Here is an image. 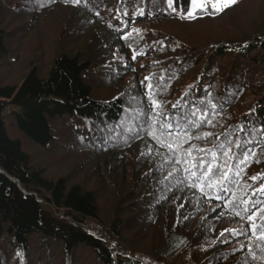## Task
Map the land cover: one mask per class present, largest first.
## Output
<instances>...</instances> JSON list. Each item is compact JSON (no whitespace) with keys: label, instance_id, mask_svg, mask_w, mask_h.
I'll list each match as a JSON object with an SVG mask.
<instances>
[{"label":"trees","instance_id":"obj_1","mask_svg":"<svg viewBox=\"0 0 264 264\" xmlns=\"http://www.w3.org/2000/svg\"><path fill=\"white\" fill-rule=\"evenodd\" d=\"M257 2L255 26L241 30L240 13ZM186 7L190 0L172 8L167 0H0L7 21H0V63L36 47L35 30L58 32L53 52L40 40L45 70L26 71L11 57L21 79L8 84L0 75V264H264V239L244 219L264 184V0H238L218 13L208 7L194 18ZM66 12L77 27L51 32L50 21ZM65 44L72 49L61 50ZM197 105L211 123L186 125L191 135L181 151L192 149L205 167L230 169L228 191L209 188L201 168L203 191L194 186L183 171L190 166L175 163L149 134L181 116L195 119ZM228 140L250 141L256 155L242 162L233 147L223 156L219 145ZM54 143L87 158L72 181L32 164L25 150L30 145L47 164ZM132 228L149 241L144 253L124 243Z\"/></svg>","mask_w":264,"mask_h":264},{"label":"snow or ice","instance_id":"obj_2","mask_svg":"<svg viewBox=\"0 0 264 264\" xmlns=\"http://www.w3.org/2000/svg\"><path fill=\"white\" fill-rule=\"evenodd\" d=\"M236 0H190L191 8L188 7L185 8V11L187 13V18H194L198 13H207L209 5L213 9L214 12H221L224 10V8L231 6L234 4ZM73 3L79 4L80 0H73ZM167 4L170 8L173 7L174 0H167ZM126 14V13H125ZM135 58V56L133 57ZM146 80H148V77H145ZM147 89L149 90L147 93L148 99L151 101L152 105L155 109H159L162 107V105L155 99V95L152 92V89L154 88V85L152 83L147 84ZM225 102H227L225 100ZM211 103V102H209ZM178 105H173V107H177ZM211 107L213 110L217 108V105L215 103H211ZM220 107H223V105H220ZM155 115L159 117L161 115L160 112H156ZM190 116L194 117L195 119H186L185 117L181 116L177 118L174 122H169L167 124H162L158 128L154 127L150 131V135H152L153 139L161 146L165 147L169 150V153L174 157L175 163L180 164H186L190 167H186L183 169L184 172L189 173V176L192 178H195V180L190 181L194 184L196 187H200L201 191H203V188L199 183H196V181L200 180L201 177L197 175V172L195 171L196 168L203 169V176L209 177L207 181V186L209 188L216 187L219 191H228L225 181L228 179V170H224L219 164L216 165V168L214 169L211 164H208L207 167L206 161L204 158L197 157L192 149H186L181 151V146L183 143H187V137H189L191 134L188 133L186 125H192L194 127H199L200 125L204 123H211L207 119L208 117V111L205 108H199V106H195L194 110H190ZM164 119L167 121H172V115H166L164 116ZM197 120L199 123H197ZM181 129H183V133H181ZM242 130V129H241ZM181 134H183L186 139L179 140V139H173L168 140L167 137H179ZM210 135V133L205 134ZM196 139H200L199 136L195 137ZM250 141H243V142H235L233 140H228L226 143H222L219 145V152L225 157H229L232 154V148L235 147L237 153L239 154L242 162L248 158H251L256 155L253 148L249 147ZM200 152H209L212 151L210 149H199ZM235 159V157H232ZM213 160L218 161L219 155L214 154ZM259 163V161H256ZM219 171V175L215 176V179H211V177L215 174V172ZM174 173L169 172L168 176L165 177V179H169L173 177ZM185 179H188L185 177ZM253 180L258 179V177H252ZM183 182V181H178ZM259 193V195H257ZM253 196H255V199L248 201L249 208H246L244 210L245 215L244 219L249 221L248 227L252 234L257 235L258 238L264 239V215H260L261 213H264V184H261L258 188H256L253 191ZM237 215L240 213L237 212ZM259 216L260 223L256 222L257 217ZM233 235H241L244 234L243 229L241 230H229ZM223 236L224 233H221Z\"/></svg>","mask_w":264,"mask_h":264},{"label":"rangeland","instance_id":"obj_3","mask_svg":"<svg viewBox=\"0 0 264 264\" xmlns=\"http://www.w3.org/2000/svg\"><path fill=\"white\" fill-rule=\"evenodd\" d=\"M238 1V0H236ZM261 4L259 2L254 3L250 6H247L245 8V10L243 12H241L240 14H243L241 16H239L240 22L238 23V25H242L243 28L241 30L246 31L248 29H250L251 27H254V20L257 19V13L260 9ZM211 7V6H210ZM70 14V15H69ZM238 14V15H240ZM6 18L5 15L0 14V21H3ZM82 18V17H81ZM246 20L247 24L244 23V21ZM5 22L7 23L6 19ZM51 24V32L56 28L57 26H62V25H70L71 27H77V24L80 23V20L77 18L76 19V15H71V13L66 12V17L63 16H59L56 17L55 19L50 21ZM118 20L116 19L114 23H117ZM12 26V24H11ZM4 29L6 31H8L10 33V35L13 33V28L8 27L6 25L3 26ZM75 27V28H76ZM37 30H35L33 32V36H35V40L36 41V47L32 46L31 48H27L24 49V51L22 52L21 58H18L16 56H9L8 54V58H3L1 60L0 63V75L2 77H7L8 79H3L4 82H7L8 84H12L15 83L17 81H19L22 77L21 75V71L19 73V68L21 65L19 66H15V64H17L18 62L16 61V63H10V59L12 58H16V60L21 59L22 61H24V65H26L25 70L28 71L31 67V65H35L37 67V69L39 68L40 70H45L44 65H40V61H39V46H40V40H46L45 42L47 43H51L49 44L51 46V51L53 52L54 47H55V37L56 34L58 36V32H54L53 34H44L41 37L36 33ZM63 32V31H62ZM59 37H61L59 35ZM34 39V38H33ZM59 40V39H58ZM61 40V39H60ZM62 41V40H61ZM17 43V42H16ZM80 46V43H78ZM8 46V45H7ZM12 47V46H10ZM66 49H61L63 51L68 49H72L70 45L65 44L64 46ZM76 47V51L79 49L77 46ZM74 47V48H75ZM25 56V57H24ZM36 56V57H35ZM23 57V58H22ZM35 57V58H34ZM34 61V62H33ZM29 64V65H28ZM23 74V72H22ZM14 137L17 135L15 132H10ZM55 147L53 149H50V151L46 152V154L44 155L43 159L47 162V164H45L39 158V154L40 152L36 151L33 147H31L28 144H25V150L31 155V159H32V164L36 165L39 164L43 167H48L47 171L50 174H58L60 176H71L72 178H69L71 181L74 177V172L76 171V167L77 164H79L80 161H86V157L85 156H81L82 154H79L78 152H75L74 150H71V148H69V146H63L59 143H54ZM89 160V158H88ZM88 162V161H87ZM90 164V163H89ZM90 170V168H84L82 171H80L79 177L84 176L88 171ZM76 182V181H75ZM105 214L107 215L106 211H103L102 215ZM111 217V215H110ZM137 229V228H132L129 232L124 234V243L130 247L131 249H134L137 252H141L144 253V250L148 248L149 245V241L145 240V236H144V232ZM109 244H112V242H108ZM114 245V244H113ZM184 264H188V259H182Z\"/></svg>","mask_w":264,"mask_h":264},{"label":"bare ground","instance_id":"obj_4","mask_svg":"<svg viewBox=\"0 0 264 264\" xmlns=\"http://www.w3.org/2000/svg\"><path fill=\"white\" fill-rule=\"evenodd\" d=\"M210 7V6H209ZM211 8V7H210Z\"/></svg>","mask_w":264,"mask_h":264},{"label":"built area","instance_id":"obj_5","mask_svg":"<svg viewBox=\"0 0 264 264\" xmlns=\"http://www.w3.org/2000/svg\"><path fill=\"white\" fill-rule=\"evenodd\" d=\"M210 6V5H209Z\"/></svg>","mask_w":264,"mask_h":264}]
</instances>
